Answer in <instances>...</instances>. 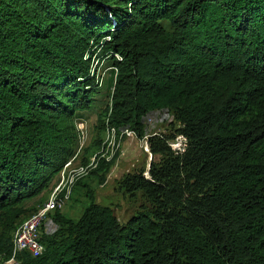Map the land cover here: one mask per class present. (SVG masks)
<instances>
[{
    "label": "trees",
    "instance_id": "1",
    "mask_svg": "<svg viewBox=\"0 0 264 264\" xmlns=\"http://www.w3.org/2000/svg\"><path fill=\"white\" fill-rule=\"evenodd\" d=\"M95 61L111 74L101 133L143 139L144 118L168 110L186 150L149 137L150 178L120 182L147 207L125 224L84 183L120 153L98 155L73 187L89 199L80 218L50 213L44 253L17 263L264 264V0H0V264L45 204L29 203L78 157L76 124L104 88Z\"/></svg>",
    "mask_w": 264,
    "mask_h": 264
},
{
    "label": "rangeland",
    "instance_id": "2",
    "mask_svg": "<svg viewBox=\"0 0 264 264\" xmlns=\"http://www.w3.org/2000/svg\"><path fill=\"white\" fill-rule=\"evenodd\" d=\"M97 66L96 72L101 74L104 78L103 90L100 91L95 97L97 101L94 103L92 111L84 112V121L86 122V127L83 131L82 140L83 147L78 148V157L75 159L73 168H80L82 166V158L84 156L92 155L93 150L97 146L99 139H104L103 145L107 140V131L101 133L97 127L99 107L103 106L106 93L109 88L111 81L110 68L101 66L98 61L93 62L92 66ZM150 126L147 128L149 134L158 133L159 136L162 135H174L173 138H179V134L174 131L179 128V125L174 121L171 122H160V117L157 114L151 113L149 115ZM78 122H83L80 120ZM78 124V123H77ZM88 148L89 152H85ZM118 155L115 164L105 173L98 176L91 175L84 179L89 189L94 193L96 203L102 206H107L113 209L115 215L122 224H125L136 212L144 207H147V202L143 199L141 193H136L131 195L120 185V182L129 173H134L138 171H145L148 173V178H150L149 169L153 162H158L160 157L154 156L151 151L146 153L140 146V143L128 140L125 142L123 149ZM60 174H56L50 187L46 189L43 194L36 199L35 202L29 203V206H39L42 203H46L57 184L59 183ZM89 199L86 197V191L84 189L78 190L73 199L70 200L61 211L68 217L78 220L82 215L83 210L88 205Z\"/></svg>",
    "mask_w": 264,
    "mask_h": 264
},
{
    "label": "built area",
    "instance_id": "3",
    "mask_svg": "<svg viewBox=\"0 0 264 264\" xmlns=\"http://www.w3.org/2000/svg\"><path fill=\"white\" fill-rule=\"evenodd\" d=\"M96 69L97 66L93 67L92 75H96L97 81L102 85L104 78L101 77V74L96 72ZM152 113L157 114L160 117L161 123L174 121L173 115L168 110L155 111ZM150 114L151 113L144 118L146 135L143 139H140L137 132L130 128H107V140L100 152L91 158V162L88 166L82 165L80 168H73L75 158L65 165L60 173L59 183L53 190L50 199L37 213L20 224L15 231L13 235V257L4 264H18L17 256L23 252H28L33 257H40L44 253L45 247L41 242L42 234L52 235L57 230L55 222L48 215L57 209L61 210L70 201L73 187L76 182L82 177L87 176L91 170L98 167V155L109 162L118 152H121L125 142L128 140L134 141L137 144L140 143L141 148L146 153L150 152L148 143L149 137L159 136L158 133L149 134V132H147V128L150 126ZM77 123L78 139L81 148L84 145V140L81 138L83 136L84 128L86 127V122L83 120V122ZM168 144L175 152H179L180 154L186 150V142L182 136H179L178 139L173 138L169 140ZM145 176L147 177L148 173H146Z\"/></svg>",
    "mask_w": 264,
    "mask_h": 264
}]
</instances>
